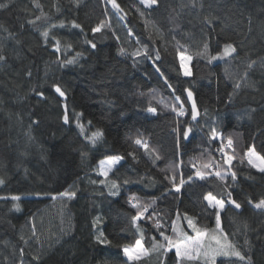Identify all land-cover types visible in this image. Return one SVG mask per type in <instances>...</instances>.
I'll list each match as a JSON object with an SVG mask.
<instances>
[{
  "label": "trees",
  "instance_id": "16d2710c",
  "mask_svg": "<svg viewBox=\"0 0 264 264\" xmlns=\"http://www.w3.org/2000/svg\"><path fill=\"white\" fill-rule=\"evenodd\" d=\"M116 3L0 0V264H205L153 248L167 245L164 236L195 237L185 217L250 258L218 256L216 264H264V209L255 207L264 173L246 155L264 157V0ZM226 44L236 51L224 55ZM181 55L190 56L189 77ZM229 137L232 148L224 147ZM224 154L234 157L231 167ZM117 156L120 166L99 175V163ZM208 193L224 200L223 210L207 206ZM134 203L148 208L136 222ZM137 240L147 254L130 261L123 247Z\"/></svg>",
  "mask_w": 264,
  "mask_h": 264
},
{
  "label": "snow or ice",
  "instance_id": "6c2138e0",
  "mask_svg": "<svg viewBox=\"0 0 264 264\" xmlns=\"http://www.w3.org/2000/svg\"><path fill=\"white\" fill-rule=\"evenodd\" d=\"M110 2L112 3L114 8L119 9V5L116 3V0H110ZM157 3V0H140V4L144 5L145 7H149L151 8L154 4ZM210 23V21H209ZM73 27H80L79 25L75 24L73 22ZM104 27V24L101 23L100 25H98L97 27L93 28L92 31L93 33L96 32H100L101 29ZM44 37L48 36V32H44L43 33ZM92 48H95L96 45L94 43L91 44ZM55 50L57 52L60 51V47H59V41H56V48ZM208 50V46L205 44L204 45V51L207 52ZM236 51V48L232 45V44H226L224 46V55H231L232 53H234ZM121 53H123V50H121ZM79 55V53L77 54ZM157 58H159L157 56ZM181 59V63L183 64L185 59H190V57H185L183 55H181L180 57ZM212 59H216V57H212ZM66 63L68 64H72L74 63V60H67ZM251 67V65H250ZM185 75H190V72H188L187 70H185ZM30 75V73H29ZM239 85H237L238 87ZM55 92L59 93V95L61 97L65 96V93L61 90V88L59 87V85H53ZM169 87H171V85H169ZM38 95L43 96V93H38ZM189 99L192 98V92L188 91L187 93ZM180 97L177 96L176 100H179ZM149 112H155L154 108H148L147 109ZM173 111H176L175 106L172 109ZM178 115H184V111H183V107L181 106L180 111L178 112ZM197 116V111H196V104L193 101L192 103V119L195 120ZM63 120L64 122L67 124L68 123V114H67V108L65 105V114L63 116ZM90 123V122H89ZM78 127H80L81 132L84 131L83 129V125L79 124V121H77ZM177 131H179V129H177ZM191 132V128H187L185 131H183L182 135L184 136V138L186 139L189 135V133ZM103 133L100 132L99 130L92 133L91 136V143L93 146H95L96 140L99 139L100 137H102ZM212 139H218L221 138L216 132L215 130H213L212 132ZM136 144L141 145L142 147H144L145 149H147V145L145 143H143L140 139H137L135 141ZM227 146L229 148L233 147V140L231 137H229L227 139ZM226 155V154H224ZM247 157H248V163L252 165V167L257 168L260 172L264 173V157H260L257 156L253 150H249L247 152ZM154 159H158L157 157H153ZM233 156L231 155H227V159H226V163L229 165V167H231V161L233 160ZM120 159H122V157H114L110 160H108L107 162L102 161L101 162V170L99 172V175L107 178L108 177V173L111 170V166L115 163H117ZM205 168H211L212 165L211 164H206L204 165ZM197 175L200 176L201 179H204V175L201 172H197ZM215 175L220 177L221 179H224V176L221 174L220 171H216ZM231 177L233 180L236 179V174L235 172L231 173ZM173 181L175 180V177L172 178ZM104 181H100V183H103ZM4 181L3 179H0V184H3ZM93 183H96V181H93ZM184 183V180L181 179L180 184L182 185ZM112 187H118L115 183H113ZM176 191H180V188L177 186L176 187ZM111 195H117V192H110ZM59 195L61 197H68L69 199L75 198L76 193L74 191H64L59 193ZM229 196H231V194H229ZM56 197H53V199H55ZM0 199H3V197H0ZM12 200L14 201H19L21 199L20 196H13L11 197ZM204 199L208 202V207L214 208V209H219V210H223L225 207V202L222 199H217L215 196H213L211 193H208ZM230 203L232 205L235 206V208H240L241 205L236 203L235 200H231L230 199ZM15 207L17 209H19V204H16ZM132 207L136 208L138 210L137 215L132 217L133 222L139 221L144 213H146L148 211L147 206H144L142 209L140 207L139 204L134 203L132 205ZM256 208L259 209H264V200L259 201L258 203L255 204ZM188 221V227L192 228L193 231L196 233L195 237H185L183 240L174 242L170 237L168 236H164V240L167 241V245L164 244H159V245H155L153 246V248H161L164 250L165 253H167L168 251H171L172 248H175V256L177 258L178 261H183L185 259L191 261L193 259H198L201 256L204 257V261L205 264H216V258L218 256H225V257H236L238 258L240 261H247L250 258L246 257L244 254L241 253V251L237 250L236 247L234 245H232L231 243L227 242L226 237H223V242L221 237H218L216 235H212L209 237V234L207 232H202L199 229H197L194 221L192 218L189 217H185ZM216 226L217 229L220 228V216H219V212L216 213ZM161 235L163 236L164 234L161 233ZM223 235V234H222ZM102 237H104V233L100 232L99 235L97 236V241L100 243H105L106 239H102ZM205 237H209V239L211 241H215V246H213L212 244H206L205 243ZM155 239V238H153ZM110 243V242H109ZM123 252L124 254L129 258V260L132 259H139L142 255L145 254L144 250L142 249V245H141V241L137 240L136 241V247L134 249L129 248L127 246L123 247Z\"/></svg>",
  "mask_w": 264,
  "mask_h": 264
},
{
  "label": "rangeland",
  "instance_id": "374dc122",
  "mask_svg": "<svg viewBox=\"0 0 264 264\" xmlns=\"http://www.w3.org/2000/svg\"><path fill=\"white\" fill-rule=\"evenodd\" d=\"M140 1V0H139ZM155 5H157V4H154L152 7H154ZM183 56H185V55H183ZM185 57H190V56H185ZM183 72L185 73V70H187L188 72H190V74H191V66H190V59H185L184 60V62H183ZM185 75V74H184ZM186 77H189L190 75H185ZM183 107V110H184V106H182ZM227 144H224V147L226 146ZM227 150V149H226ZM229 150V149H228ZM228 152H230V151H228ZM255 153V152H254ZM256 154V153H255ZM257 156H259L258 154H256ZM261 157V156H260ZM222 159L223 160H225V159H227L226 158V155H224L223 157H222ZM257 169V168H256ZM142 245V244H141ZM136 246H134L132 249H134ZM142 249L144 250V252H145V254L144 255H142L140 258H143L146 254H147V251H146V249H144V247L142 246ZM201 257H203V256H201ZM128 258V257H127ZM139 258V259H140ZM129 259V258H128ZM134 259H132V260H130V261H133Z\"/></svg>",
  "mask_w": 264,
  "mask_h": 264
},
{
  "label": "water",
  "instance_id": "95a60500",
  "mask_svg": "<svg viewBox=\"0 0 264 264\" xmlns=\"http://www.w3.org/2000/svg\"><path fill=\"white\" fill-rule=\"evenodd\" d=\"M187 93H188V92H187ZM187 93H186V98H187V100H188V103H189V107H190V109H192V103H193V101H194L195 104H196V99L194 98L193 94H192V98L189 99ZM196 111H197V116H196V119H195V120L192 119L193 122H197V121L199 120V119H198V118H199V109H197V106H196ZM190 136H191V133H189L188 139H189Z\"/></svg>",
  "mask_w": 264,
  "mask_h": 264
},
{
  "label": "crops",
  "instance_id": "0c3cea01",
  "mask_svg": "<svg viewBox=\"0 0 264 264\" xmlns=\"http://www.w3.org/2000/svg\"><path fill=\"white\" fill-rule=\"evenodd\" d=\"M110 159H112V158H108V159H106V160H102V161L107 162V161L110 160ZM102 161H101V162H102ZM101 162L99 163L100 170H101ZM122 162H123V159H120L117 163L113 164V165L111 166V170L109 171L108 175L111 174L116 168H118Z\"/></svg>",
  "mask_w": 264,
  "mask_h": 264
}]
</instances>
